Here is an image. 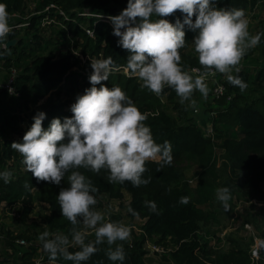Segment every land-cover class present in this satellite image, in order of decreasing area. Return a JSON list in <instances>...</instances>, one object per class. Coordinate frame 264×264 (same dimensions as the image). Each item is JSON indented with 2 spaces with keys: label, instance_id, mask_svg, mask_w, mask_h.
Here are the masks:
<instances>
[{
  "label": "trees",
  "instance_id": "16d2710c",
  "mask_svg": "<svg viewBox=\"0 0 264 264\" xmlns=\"http://www.w3.org/2000/svg\"><path fill=\"white\" fill-rule=\"evenodd\" d=\"M0 3L7 5L9 25L13 27L8 41L14 40L19 34L22 36L8 50L0 49L3 67L12 66L16 70L12 86L17 94L13 98V106L2 114L0 125V173L11 171L13 174L8 183L0 179V219L13 213L16 217H7L13 224L21 226L18 236L26 240L38 238L44 231L50 233L49 238L62 234L71 239L72 225L62 217L57 202L60 189L68 186L67 178L60 186L37 182L25 170L23 157L11 149V144L22 142L38 112L46 114L43 122L45 130L53 118H59L63 122L64 118L72 117L70 107L76 101H71L69 97L76 99L92 86L89 83L92 73L90 61L81 67L77 54L87 56L88 59H106L111 56L117 65L126 64L130 53L117 46L118 38L112 35L113 26L108 17L119 15L127 7L128 0H0ZM215 3L217 8L243 9L247 18L252 20L259 19L256 14L251 13L253 9L257 12V9H264V0H215ZM50 5L59 9L67 20L49 8ZM44 8H48V15L55 19L46 35H42L38 27L45 14ZM36 12L39 14H34ZM83 12L89 16H80ZM183 15L177 11L169 17L158 19H167L175 24L178 18L183 22ZM16 25L22 26L16 28ZM80 27L90 29L93 37L88 38ZM253 30L255 35L264 33V19L258 20ZM184 31L187 46L180 50L181 65L187 71L192 68L202 71L192 43L198 32L189 30L187 26ZM67 36L73 37L71 42ZM69 46L75 49V54L70 53ZM257 47L264 55V35ZM247 59L249 60L246 62L241 61V71L232 74L246 82L248 88L241 92L238 87L223 79L222 83L231 96L230 100L224 102L223 99H216L221 105L215 108L205 102L207 106L199 114L204 117L208 111H215L211 123L215 138L219 141L218 147L223 152V165L228 171L224 180L219 179L218 169L215 168V144L202 135L194 118L187 115L186 105L179 103L175 91L166 87L158 97L143 88L142 82L137 78L124 74L123 70L113 73L108 81L102 82L109 89L120 87L142 113H150L145 123L151 128L156 143L162 144L166 140L171 143L173 161L170 166L163 168L156 162H146L147 172L144 178L150 177L151 182L140 187H133L130 182L123 185L109 183L107 173L103 170L99 175L83 169L81 171L99 189L96 194L98 199L101 196L112 200H122L125 197L127 217L135 218L127 212V208L131 206L139 213V219H144L141 226L143 232L148 236L169 237L177 244V249L169 254L171 264L264 263V251L257 260H252L247 246L244 248L229 239L230 244L226 249L215 252L212 251V246L201 243L198 236L201 227L218 222V213L211 207L215 201L217 208L223 209L216 199L217 188L228 187L233 198L235 191L242 188H249L256 193L259 183L264 181V57L259 61L250 56ZM198 94L199 92L194 93L195 96ZM62 96L64 99H61ZM5 97L7 96L0 92V99ZM181 163H193L198 167L194 188L183 181L178 168ZM25 184L29 188L26 189ZM185 196L190 198V202L187 205L180 204L179 199ZM144 201H154L161 214L151 213L144 207ZM33 203L46 204L47 214L42 213L43 209L33 212ZM32 213L39 222L28 219ZM109 219L114 221L115 218L110 216ZM4 234L7 238L4 244L7 245L11 232L6 230ZM93 239L94 237L89 240ZM39 242L42 247V242ZM141 242V239L135 237L130 242H123L126 252L123 264H143ZM98 247L100 250L82 264H114L107 257V244ZM78 250V247H69L70 252ZM44 257L49 259L46 252ZM56 261L73 264L63 258ZM7 262L8 257L0 254V264Z\"/></svg>",
  "mask_w": 264,
  "mask_h": 264
},
{
  "label": "clouds",
  "instance_id": "9594fccd",
  "mask_svg": "<svg viewBox=\"0 0 264 264\" xmlns=\"http://www.w3.org/2000/svg\"><path fill=\"white\" fill-rule=\"evenodd\" d=\"M177 11L184 14L183 22L179 18L175 24L158 19ZM108 20L113 26L112 35L118 38L117 46L130 53L126 64L117 65L111 56L89 59L92 86L76 97L70 107L72 117L64 118L63 122L53 118L45 130L46 114L38 112L22 142L11 144V149L23 157L25 170L37 182L60 186L67 178L68 186L60 189L57 202L62 217L72 225L71 239L62 234L49 238L48 231L38 237L52 262L63 258L82 264L103 244H107V257L114 264H123L126 259L123 242L131 240L132 227L106 219L96 209L99 189L81 169L96 175L103 170L109 183L130 182L133 187H140L151 182L150 177L144 178L146 162H156L163 168L173 161L171 143L167 140L156 143L151 128L145 123L150 113H142L120 87L109 89L102 82L123 70L156 96H161L168 87L175 91L180 104L187 103L196 109L194 93L199 92L204 99L209 95L208 76L223 74L241 92L248 88L246 82L232 73L241 71L242 59L260 44L264 35L250 34V21L243 9L217 8L215 0H128L127 7ZM185 26L198 32L192 43L203 70L192 69V73H199L195 76L181 65L180 50L187 46ZM12 32L7 5L0 3V42L7 44ZM12 177L11 171L0 173L5 183ZM25 188L29 185L25 184ZM216 199L225 212L230 211L232 194L228 187L217 188ZM189 202L186 196L179 199L183 205ZM144 207L153 214H161L154 201H144ZM127 212L140 218L131 206ZM90 234H94L93 240L88 239ZM70 246L79 250L70 252ZM262 251L264 239L256 237L252 255L259 258Z\"/></svg>",
  "mask_w": 264,
  "mask_h": 264
},
{
  "label": "built area",
  "instance_id": "2783aa9c",
  "mask_svg": "<svg viewBox=\"0 0 264 264\" xmlns=\"http://www.w3.org/2000/svg\"><path fill=\"white\" fill-rule=\"evenodd\" d=\"M49 8H52L54 12H56L60 17H62L64 20H67L66 16L56 7H52V5L49 6ZM48 8H44L43 12L45 13L40 21H39V29L40 33L42 35H46V32L48 31V28L54 24V18L50 17L48 15ZM47 12V13H46ZM36 15L39 14V12L34 13ZM79 14V13H77ZM80 16L87 17L89 16L87 13L83 12L79 14ZM15 16V15H12ZM90 17H94L93 15H90ZM108 23V22H107ZM24 25V24H22ZM22 25H16V28ZM11 26V25H10ZM12 27V26H11ZM13 28V27H12ZM84 34L88 38H92V31L85 27H80ZM67 39L71 42L73 39L72 36H67ZM0 49L1 50H8L6 47V44L3 42H0ZM68 50L71 54H75V49L71 46L68 47ZM77 58L80 62V66H85L89 63V59L87 56L77 54ZM241 69V66H239ZM195 69V68H192ZM192 69L189 70L190 74L193 76L198 75L199 73H192ZM76 70V69H73ZM80 71V70H76ZM124 73V72H123ZM16 74V70L14 67H3V61H0V92L4 93L7 97L10 98H16L17 94L15 93L12 83L14 80ZM125 74V73H124ZM224 78L223 74L216 73L215 75H211L206 77V83L208 84V87L210 89L209 91V97L211 98L210 104H212L216 99H223L224 102H228L231 98L230 95L226 92V87L222 83ZM192 115L196 118L195 119V125L200 129L202 135L206 138H208L212 143H216V138L212 129V123L211 119L215 116V111L210 110L207 112V115L204 117H199L200 111L199 109H193L191 111ZM203 118V119H199ZM206 118V119H204ZM215 149V147H214ZM190 188H194L196 185V176H193L187 180L184 181ZM98 199V198H97ZM118 202V206L125 207L127 201L124 199L122 200H112L107 198V196H101L98 199L97 206L104 210L108 208V203L110 202ZM40 209H43L42 213L45 215L47 214V205L44 203H33L32 204V210L33 212H37ZM264 211V205L262 208ZM126 213V212H125ZM105 216H107V213H104ZM9 217H16L13 213L7 214ZM5 217L3 219H0V254H4V256L8 257V262L5 264H64L59 263L57 261L52 262L49 259L44 257V251L42 247L40 246L39 239L37 237H32L29 240H26L22 237L18 236V232L20 231V227L17 224H13V221ZM127 216V215H126ZM128 220H134L139 223V227L134 230L132 233V238L135 237L137 239H141V249L143 252L142 259L143 264H158V261H164L163 259L167 260L166 264H171L169 261V254L172 251H175L177 249V244H175L173 241L169 239V237H161L159 235H150L148 236L143 230L141 229V226L144 223V219H136V218H129ZM28 219L34 220L36 222H39V219L32 213L31 216L28 217ZM28 221H26L27 223ZM43 227V226H42ZM247 229H250L247 225H244ZM6 230H9L11 232L9 238V244L5 245L4 242L7 241V238L5 237L4 232ZM255 237L253 236L251 238V245L248 248V254L252 260H257L258 258L254 257L252 255V246L254 244ZM73 247V246H70ZM227 248V245L224 247V249Z\"/></svg>",
  "mask_w": 264,
  "mask_h": 264
},
{
  "label": "rangeland",
  "instance_id": "374dc122",
  "mask_svg": "<svg viewBox=\"0 0 264 264\" xmlns=\"http://www.w3.org/2000/svg\"><path fill=\"white\" fill-rule=\"evenodd\" d=\"M258 12L253 9L251 11L252 14H256L259 19H249V30L251 35H255L253 28L257 25L258 20L264 19V9H257ZM22 37L19 34L14 40H12L11 45H15L17 38ZM247 56H250L251 59H257V61L261 60L264 55L261 53L259 47H255L249 50L248 54L242 59L243 61H247ZM244 63V62H243ZM245 64V63H244ZM87 70H84L86 72ZM71 101H76L74 97H69ZM193 98L197 101V108L201 112L205 109V102L210 103L211 98L207 97L204 99L200 93L197 96H193ZM61 99H64L63 96ZM14 99L10 97H5L0 99V125L2 122V114L6 113V111L13 106ZM187 107V115L189 117H193L196 119L191 111L193 108L189 107L187 103H185ZM221 104L219 101H214L211 106L219 107ZM200 117V116H199ZM203 119V118H199ZM219 141L216 140L215 149H214V157H215V168L218 169L217 174L220 180H224L225 175L228 174L227 167H225L223 152L218 147ZM180 172L182 174L183 181L196 176L198 174V167L193 163H181L178 165ZM125 198V197H124ZM264 205V181L259 183L257 188V192L250 190L249 188H242L235 191L230 211L225 212L224 209H218L216 202L214 201L212 204V208L216 209L218 213V222L216 224H211L209 226L201 227L198 233L199 241L201 243H207L212 246V251H222L226 245H229V241L232 240L234 243L240 244L242 247H246L247 249L251 245V238L254 236L260 237L264 234V211H262ZM97 210L102 213H107L105 216L106 219H109L110 216L114 217L113 222H123L125 225L132 227V233L135 229L139 227V223L134 220H128L125 208L118 206V202H110L108 203V208L102 210L97 205L95 206ZM247 225L250 229L244 227ZM91 232V230H89ZM94 234H90L88 239H92ZM218 239V240H217ZM230 239V240H229ZM130 242V241H127ZM126 243V242H125ZM142 250V249H141ZM158 264H166L165 261H158ZM264 264V263H263Z\"/></svg>",
  "mask_w": 264,
  "mask_h": 264
},
{
  "label": "water",
  "instance_id": "95a60500",
  "mask_svg": "<svg viewBox=\"0 0 264 264\" xmlns=\"http://www.w3.org/2000/svg\"><path fill=\"white\" fill-rule=\"evenodd\" d=\"M11 42H12V41H9V42L6 44V47H7V48L11 45Z\"/></svg>",
  "mask_w": 264,
  "mask_h": 264
}]
</instances>
